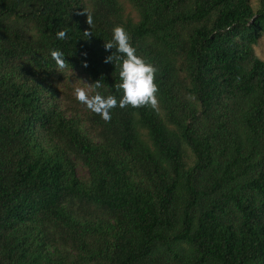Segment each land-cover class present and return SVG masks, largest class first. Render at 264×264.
Masks as SVG:
<instances>
[{
    "label": "trees",
    "instance_id": "trees-1",
    "mask_svg": "<svg viewBox=\"0 0 264 264\" xmlns=\"http://www.w3.org/2000/svg\"><path fill=\"white\" fill-rule=\"evenodd\" d=\"M117 25L159 104L105 122ZM262 37L264 0H0V264H264Z\"/></svg>",
    "mask_w": 264,
    "mask_h": 264
},
{
    "label": "clouds",
    "instance_id": "clouds-1",
    "mask_svg": "<svg viewBox=\"0 0 264 264\" xmlns=\"http://www.w3.org/2000/svg\"><path fill=\"white\" fill-rule=\"evenodd\" d=\"M84 13L86 14V23L90 27L93 24V17L89 12ZM83 35L87 38L92 36L91 31H85ZM56 36L60 40L68 38L66 30L58 31ZM103 47L106 51L115 49L112 55L105 58V63L121 61L119 71L121 83L114 86L117 90L123 91L122 98L117 100L114 95L109 94L105 97L98 92L92 94L95 89L101 87L98 80L92 84L81 81L84 86L75 88L76 100L91 112L99 115L105 122L111 121L112 110L117 106L120 108L128 106L133 108L151 107L156 110L159 104L157 96L159 89L155 83L157 69L145 58L136 54V48L132 45L127 30L121 25L115 26L112 30V39L104 42ZM51 56L58 69L68 68L69 63L65 60L63 52L58 49L53 50ZM84 66H87L86 63Z\"/></svg>",
    "mask_w": 264,
    "mask_h": 264
},
{
    "label": "rangeland",
    "instance_id": "rangeland-1",
    "mask_svg": "<svg viewBox=\"0 0 264 264\" xmlns=\"http://www.w3.org/2000/svg\"><path fill=\"white\" fill-rule=\"evenodd\" d=\"M125 10V16L132 18L135 22L138 20L137 13L134 11L131 6H129L127 3L122 2ZM251 4L256 9L259 5V0H251ZM254 51L256 55L264 61V37L260 38L258 45L254 48ZM77 81H75L73 84L76 87H81L83 86L82 82L85 83L84 80L81 79L80 76L77 77ZM82 81V82H81ZM76 173L79 178L85 179L87 177V172L86 170L78 164L76 167Z\"/></svg>",
    "mask_w": 264,
    "mask_h": 264
}]
</instances>
